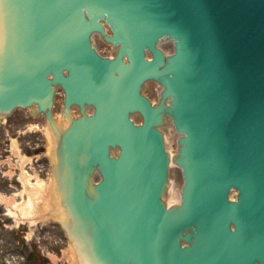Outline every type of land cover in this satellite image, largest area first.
Listing matches in <instances>:
<instances>
[{"label":"water","instance_id":"obj_1","mask_svg":"<svg viewBox=\"0 0 264 264\" xmlns=\"http://www.w3.org/2000/svg\"><path fill=\"white\" fill-rule=\"evenodd\" d=\"M30 108L54 131L55 223L85 264H264V0H0V116Z\"/></svg>","mask_w":264,"mask_h":264},{"label":"rangeland","instance_id":"obj_2","mask_svg":"<svg viewBox=\"0 0 264 264\" xmlns=\"http://www.w3.org/2000/svg\"><path fill=\"white\" fill-rule=\"evenodd\" d=\"M164 45L163 48L169 52L168 45ZM146 94L153 100H158L160 87L155 83H149ZM55 113L58 119L59 110L56 109ZM30 116L29 110H20L0 126V155H3L0 156V166L7 165L8 161H11V164H16V168L14 165L11 167L20 175L19 163L27 158L31 161V165L25 168V172L39 177L48 188L52 182L49 175L51 172L49 157L53 156L49 151L50 145H47L45 141V134L49 129L41 118L37 122H29ZM9 137L19 143V156L13 160L8 158L11 144V141L7 140ZM168 146H172L170 139ZM171 173L173 186L177 189L180 185L179 188H181V171L174 167ZM11 180L0 182V264H72L70 242L61 231V226L58 228L57 224L60 223H55L54 218H40L31 224L28 221L17 220L11 215L7 207L10 206L12 209L11 206L14 207L26 200L24 187L19 183L18 177ZM32 183H35V180ZM6 199H13L14 204L8 206Z\"/></svg>","mask_w":264,"mask_h":264},{"label":"bare ground","instance_id":"obj_3","mask_svg":"<svg viewBox=\"0 0 264 264\" xmlns=\"http://www.w3.org/2000/svg\"><path fill=\"white\" fill-rule=\"evenodd\" d=\"M105 30L109 33L112 34V31L105 26ZM92 41H94V46L95 50L102 55L103 57H109L112 58L114 57L113 52L111 50V47L107 43H103L102 38L100 35L92 37ZM164 44L168 45V49L170 48L169 52H167L163 46ZM167 47V46H166ZM159 48L161 50H165L166 56L170 55L171 52H173V45L172 43H160ZM148 58H150L148 56ZM149 84V83H148ZM156 84V83H155ZM162 92V89L160 88V93ZM145 96L148 97L146 94ZM150 98V97H149ZM63 100H64V95L62 92H58L57 97H56V109L59 110L60 114L58 116V119H55L57 122L58 127L65 128L66 127V119L63 117ZM158 100H153L151 98L152 103H157ZM89 112H92L90 110ZM56 114V113H55ZM72 116H78V111L74 110L71 112ZM132 119L138 123L141 121L140 117H132ZM36 121V120H35ZM29 122H32L29 121ZM47 124V123H46ZM48 128V127H47ZM165 137H166V142L171 140L172 146H169L168 151L170 152L169 149H171L172 153L171 155L177 154L179 150V144L178 140L181 137L179 133H177L172 127H169L165 130ZM45 141L47 145H50V153L53 154L50 155L49 160L51 163V172L50 176L52 178V182L49 184L48 188L44 185L43 181L40 180L38 177H36V182L34 184L31 183L29 176L26 174L22 176L21 181L24 184L25 190H26V200L23 203H20L18 205H15L10 208L9 205H13L14 201L13 199H6V203L9 206V209L11 211V215L15 217L17 220L21 219L22 221H28L29 223L33 224L35 223L38 219H45L46 217H51L56 219V214L59 213V215H63V211L61 210L59 201H60V194H56V185H55V176H54V164L56 162V158L54 156L55 154V149H56V139L53 136L52 132L50 130H47L45 134ZM18 143L16 141H13V147L16 149L18 148ZM174 146V147H173ZM16 154H19L18 151L16 150ZM27 161L26 159L23 160V163L21 164V169H24ZM176 167L174 164H170V171L172 172L173 168ZM180 170V169H179ZM172 175V173H171ZM176 189L173 186L171 177H170V186L168 189V197H167V204L168 206L172 205H178L180 203L181 199V188ZM236 193H233L230 195V198L233 199L235 198ZM41 205V207H40ZM18 211V212H17ZM61 226H63V223H60ZM70 245H71V259H72V264H85L84 260L78 253L74 243L70 240Z\"/></svg>","mask_w":264,"mask_h":264}]
</instances>
